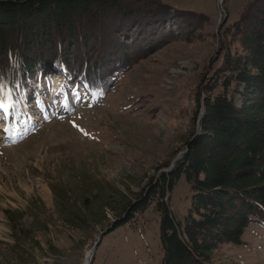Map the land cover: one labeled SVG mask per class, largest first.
<instances>
[{
    "label": "rangeland",
    "instance_id": "rangeland-1",
    "mask_svg": "<svg viewBox=\"0 0 264 264\" xmlns=\"http://www.w3.org/2000/svg\"><path fill=\"white\" fill-rule=\"evenodd\" d=\"M162 1L209 23L198 25L195 41L178 35L135 58L104 94L56 64L0 83V105L9 97L8 113L0 111L8 132L0 131V264H84L99 234L172 170L164 172L197 134L201 86L221 62L222 41L232 48L228 25L249 0ZM190 195L183 178L167 192L176 219ZM162 254L151 205L108 231L91 264H161ZM206 264H264V226L248 225L240 245L221 247Z\"/></svg>",
    "mask_w": 264,
    "mask_h": 264
},
{
    "label": "trees",
    "instance_id": "trees-1",
    "mask_svg": "<svg viewBox=\"0 0 264 264\" xmlns=\"http://www.w3.org/2000/svg\"><path fill=\"white\" fill-rule=\"evenodd\" d=\"M205 22V14L173 10L162 0H0V83H22L38 65L56 64L102 95L135 58L178 35L195 41ZM228 26L233 46L225 50L231 45L222 41L221 62L201 86L200 132H193L172 170L108 230L152 205L159 216L161 264H206L221 247L240 245L248 225L264 226V0H249ZM197 116L196 110L194 126ZM181 178L191 195L178 220L165 198Z\"/></svg>",
    "mask_w": 264,
    "mask_h": 264
},
{
    "label": "water",
    "instance_id": "water-1",
    "mask_svg": "<svg viewBox=\"0 0 264 264\" xmlns=\"http://www.w3.org/2000/svg\"><path fill=\"white\" fill-rule=\"evenodd\" d=\"M223 1H224V0H221V3H223ZM202 116H203V110L200 111V118H202ZM198 129H199V128H198ZM185 152H186V149H185L183 152H181V153H180V154H179V155L173 160V162H172L171 166L169 167V169H168V170H165L164 172L170 171V170L174 167L175 162H176V161L180 158V156H181L182 154H184ZM111 226H112V225H110L107 229H105L104 231H102V232L99 234V236H98V238H97V241H96L95 244L93 245L91 251L87 254V256H86V258H85V261H84V264H91V263H92L93 256H94V253H95V250H96L97 246L100 244V241H101L102 237H103L104 235L107 234V232H108V230L111 228Z\"/></svg>",
    "mask_w": 264,
    "mask_h": 264
},
{
    "label": "bare ground",
    "instance_id": "bare-ground-1",
    "mask_svg": "<svg viewBox=\"0 0 264 264\" xmlns=\"http://www.w3.org/2000/svg\"><path fill=\"white\" fill-rule=\"evenodd\" d=\"M8 103H9V97L6 96L5 98H3L1 105H3V107L0 109V111H3L4 115L6 116V114L8 113ZM7 106V107H6ZM203 110V114H204V109H200V111ZM203 117V116H202ZM200 113H199V117L197 119V126H198V132H200V125L198 124V121L200 120ZM9 121V118L7 119ZM1 132H4L5 135L8 134L7 130L5 128H0Z\"/></svg>",
    "mask_w": 264,
    "mask_h": 264
},
{
    "label": "snow or ice",
    "instance_id": "snow-or-ice-1",
    "mask_svg": "<svg viewBox=\"0 0 264 264\" xmlns=\"http://www.w3.org/2000/svg\"><path fill=\"white\" fill-rule=\"evenodd\" d=\"M0 107H3V105H0Z\"/></svg>",
    "mask_w": 264,
    "mask_h": 264
}]
</instances>
